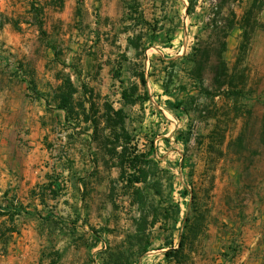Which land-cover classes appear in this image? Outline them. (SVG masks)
Segmentation results:
<instances>
[{
  "label": "rangeland",
  "instance_id": "rangeland-1",
  "mask_svg": "<svg viewBox=\"0 0 264 264\" xmlns=\"http://www.w3.org/2000/svg\"><path fill=\"white\" fill-rule=\"evenodd\" d=\"M78 1L84 10L82 35L97 38L95 33L104 32L102 38L108 43L100 51L107 57L103 55L102 60L94 59L88 64L85 61L86 74L90 70L93 72L90 79L105 83L111 98L119 93L113 77L115 68L124 63V77L128 78L129 68L140 61L128 38L140 33L143 16L151 23L150 31L143 29L148 35L142 34V43L147 44L144 64L151 98L130 111L133 126L140 131L141 147L146 143L150 146L153 140L157 150L156 182L159 183L147 189L150 205L162 213L167 208L170 214L160 215L159 223L150 232L149 253L159 254L151 251L160 245L166 251L171 246L178 248L183 240L180 264H232L244 243L258 235L255 255L264 260V146H259L257 141L264 117V0H193L196 4L193 14L188 13L189 0ZM219 4H226L220 9L219 19L236 24L228 38L225 57L231 74L229 81L237 89L217 96L214 105L181 71L167 90L166 82L170 79L166 67L172 59L182 58L199 40L208 39L211 28L207 22L214 17ZM241 24L247 29L248 37ZM76 40L77 37L70 39L67 44ZM128 45L132 46L130 51ZM124 54L130 58L129 62ZM98 64L104 68L96 69ZM205 86L210 89L213 86L211 75L206 77ZM190 95L196 97L197 103L188 106L189 115L178 118L168 108V100L190 102ZM247 109L253 114L246 115ZM211 110L214 117L207 118ZM47 123L48 137L41 144L50 151L45 153L50 181L62 172L64 175L58 177L63 188L60 195L64 196L58 201H47L56 215L50 225L57 228L55 234L48 236L54 235L59 240L79 238L83 231H76L77 214L82 216L81 226L96 229L108 226L111 231L103 232L97 244L101 248L82 249V261L78 263L89 264L105 256L110 242L116 246L115 242L127 240L136 231L133 216L139 212L131 207L126 196H119L113 205L105 184L95 183L92 197L82 200L76 171L82 174V151L87 148L88 137L84 134L71 139L68 134L72 129H65L58 115ZM248 123L249 131L245 129ZM242 131L246 137L243 143L236 140ZM113 173L117 176L116 170ZM156 188L162 194H157ZM76 224L79 226L80 222ZM74 231L77 234L73 235ZM132 254L135 260L140 257L137 249Z\"/></svg>",
  "mask_w": 264,
  "mask_h": 264
},
{
  "label": "crops",
  "instance_id": "crops-1",
  "mask_svg": "<svg viewBox=\"0 0 264 264\" xmlns=\"http://www.w3.org/2000/svg\"><path fill=\"white\" fill-rule=\"evenodd\" d=\"M79 7L82 5L78 0H0V203L13 199L30 212V215L22 214L15 220L18 231L12 235L8 253L0 255V264H79L81 251L87 248L79 240H59L54 235L48 236L55 234L57 228L50 225L52 220L45 222L43 219L51 212L45 204L49 199L58 201L64 195L54 197L50 191L41 192V187L49 184L51 178L45 154L49 148L41 144L43 138L48 137L47 122L56 115L65 122L66 115L64 109L57 107L54 98V91L61 84L57 74L68 71L71 77L75 75L72 79L76 85L81 86L84 82L102 98L107 96L119 106L120 91L116 98H111L105 83L90 79L93 73L90 70L86 74L88 61H100L103 55L107 57L100 51H104L102 47L108 43L102 38L104 32L95 33L97 38L82 35L80 25L84 10L82 16L78 15ZM76 37L77 42L67 44ZM111 44L112 47L113 42ZM131 49L132 46L128 45V51ZM103 66L98 64L96 69ZM96 73L100 72L96 70ZM87 151L86 148L82 152L86 154ZM84 158L83 168H92L87 156ZM99 169L102 181L92 179L88 185L79 182L82 200L92 197L95 183L105 184L108 195V175L113 178L119 175L117 168L108 172L100 164ZM114 170L117 176H113ZM42 198H45V204L41 203ZM42 207L48 210L44 211ZM77 215L78 221L74 220L76 231H89L91 227L81 226L82 216ZM3 222H8L5 217L0 218V224ZM258 238L256 235L244 243L232 264H263V258L255 255ZM161 247L156 246L157 250L151 251L159 254L148 251L133 264H177L166 258V248ZM95 248L101 247L97 245ZM55 252L60 253L56 262ZM89 264H105V258L99 257Z\"/></svg>",
  "mask_w": 264,
  "mask_h": 264
},
{
  "label": "trees",
  "instance_id": "trees-1",
  "mask_svg": "<svg viewBox=\"0 0 264 264\" xmlns=\"http://www.w3.org/2000/svg\"><path fill=\"white\" fill-rule=\"evenodd\" d=\"M189 2L188 13L193 14L196 4H194L193 0H189ZM225 6L226 4H219V9L214 12V17L207 22V26L211 28L208 39L199 40L182 58L172 59L168 63L166 67L167 78L170 80L166 82L167 90L168 85L179 71L185 73L190 82L199 89V93L209 98L211 104L214 105L217 96L223 92L228 94L233 91L232 89H237V86L234 87L232 82L229 81L231 74L225 57V53L228 50V38L236 24L223 23L219 19L220 9L222 10ZM261 9L262 7L259 8V10ZM81 13L82 7H79L77 14L82 16ZM141 19H143V25L140 28V33L135 38H128L131 45L137 49V58L140 61L133 63V66L129 68L130 76L128 78L124 77V63H120L115 68L116 71L113 77L119 86V106H116L115 101L107 96L102 98L100 94L96 93L92 87L84 82L81 86L76 85L71 75L67 72H59L57 74V78L61 79V84L54 91L57 107L64 109L66 112L65 129H72L68 134L69 137L71 139L74 137L79 138L84 134L88 137L85 138L88 151L82 155L83 157L87 156L92 168L87 170L83 168L82 174L76 171L79 182L81 181L88 185L92 179H96L98 182L102 181L99 169L100 164L108 172H111L113 168H117L119 171L118 177L113 178L110 174L107 177L110 201L115 205L119 196H126L130 200L131 207L139 212L138 216H133L136 231L133 234H129L127 240L121 241L116 246L109 245L108 251L104 253L105 264H133L139 262L152 249L150 232L159 223V216L170 214L167 208L162 213L158 207L150 205L147 189L159 183L156 182L157 164L155 156L157 150L153 140L150 141V146L146 143L144 147H141L140 131H137V128L133 126L134 118L130 111L137 105L143 106L151 98L148 88V75L144 64V52L147 44L142 43V34L148 35L147 32L144 33V27L147 28V31H150L152 27L144 16ZM241 27L245 36L248 37L247 29L242 24ZM154 30L157 31L158 29ZM164 39H167V37ZM165 42L167 43V41ZM149 46H151V43L148 44ZM242 47L245 48L244 44ZM124 56L126 57L125 61L129 62L130 58L125 54ZM208 75L212 76L213 86L211 89L205 86ZM189 100L190 102L188 100H168L167 106L175 112L178 118H182L190 114L188 106L197 103L194 95H190ZM245 114L250 116L253 111L247 109ZM206 117H214L212 110L211 112L209 111ZM246 128L247 131L250 130L249 123L246 124ZM242 132L236 138L241 143L246 140L245 132ZM258 134V145L264 146V117ZM84 159L86 160V158ZM59 176L64 177L63 172ZM59 176L53 178L49 184L42 186L41 192L44 194L50 191V194L54 197L59 196L63 190L58 183ZM155 191L157 194H162L158 188ZM41 203H46L45 198L41 199ZM35 210L39 213L37 208ZM51 213L53 214L51 211L49 216ZM22 214L30 215V212L13 199L3 200L0 203V218L5 217L8 221V224L6 222L0 224V255L8 253L12 235L18 231L15 220ZM54 215L43 219L45 222L51 221L56 219V215ZM55 222L57 224L60 223L57 220ZM109 231L111 230L108 226L100 229L92 226L89 231L83 232L79 238H73L72 240H79L88 249H92L101 241V234ZM75 234L77 233L74 231L73 235ZM184 244L182 240L178 248L171 246L165 253L166 258L180 264L183 259ZM134 249H137V253L140 256L138 260H135L136 258L132 254ZM54 255V262H56L60 258V253L55 252Z\"/></svg>",
  "mask_w": 264,
  "mask_h": 264
}]
</instances>
